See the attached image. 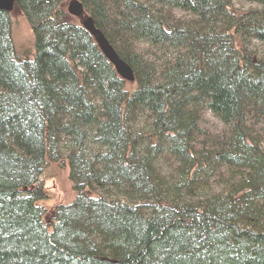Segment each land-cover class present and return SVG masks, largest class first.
Returning a JSON list of instances; mask_svg holds the SVG:
<instances>
[{"label": "trees", "instance_id": "trees-1", "mask_svg": "<svg viewBox=\"0 0 264 264\" xmlns=\"http://www.w3.org/2000/svg\"><path fill=\"white\" fill-rule=\"evenodd\" d=\"M67 1L0 11V264H264V0H79L134 83Z\"/></svg>", "mask_w": 264, "mask_h": 264}, {"label": "rangeland", "instance_id": "rangeland-1", "mask_svg": "<svg viewBox=\"0 0 264 264\" xmlns=\"http://www.w3.org/2000/svg\"><path fill=\"white\" fill-rule=\"evenodd\" d=\"M67 1L64 5L67 12ZM237 8H243L246 6H242L241 4H236ZM70 16V15H69ZM12 21V40L17 52L26 53L30 52L32 49V44L34 42V36L28 25L26 19L23 17L21 11L19 9L14 10L11 14ZM70 21L72 24L81 25V19H75L70 16ZM31 56L30 58H32ZM212 122V120H210ZM214 123V122H212ZM53 169L50 170V172ZM54 175H51L53 177ZM47 189L46 193H48V199L45 200L46 203L41 204L42 207L45 208L47 216L52 213L53 208L61 205H67L73 202L75 198V190L73 188V180L69 177V169H64L63 173H60L58 178L55 181H49L46 183ZM49 202V203H48ZM52 209V211H51ZM55 210V209H54ZM51 211V212H50Z\"/></svg>", "mask_w": 264, "mask_h": 264}, {"label": "water", "instance_id": "water-1", "mask_svg": "<svg viewBox=\"0 0 264 264\" xmlns=\"http://www.w3.org/2000/svg\"><path fill=\"white\" fill-rule=\"evenodd\" d=\"M15 8L16 0H0V11L9 14ZM68 13L82 20V27L94 38L100 51L106 60L113 65L117 74L123 80L133 82L135 78L131 68L118 56L105 36L95 27L93 19L85 14L83 4L79 0H71L68 3Z\"/></svg>", "mask_w": 264, "mask_h": 264}]
</instances>
